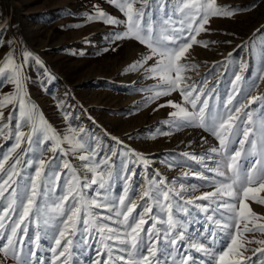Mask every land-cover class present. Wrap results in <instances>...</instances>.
I'll list each match as a JSON object with an SVG mask.
<instances>
[{"label": "rangeland", "instance_id": "rangeland-1", "mask_svg": "<svg viewBox=\"0 0 264 264\" xmlns=\"http://www.w3.org/2000/svg\"><path fill=\"white\" fill-rule=\"evenodd\" d=\"M179 2L180 0H147L143 4L137 3L135 7H143L155 22L171 17L172 24L169 27L179 28L181 14L176 11ZM217 3L233 10L235 14L231 18H211L206 25L209 31L201 32L197 37L199 41H207L208 47L196 44L189 50L187 63L194 67L186 71L185 76L190 77L187 81L189 84L195 83L199 87L206 81L209 89L214 87L215 99L210 100V104L219 108L220 103L227 99L226 94L233 92L236 75H240L242 79L238 82L240 94L236 96L233 105L236 101L242 103L250 90L253 94L264 96V80L259 79L264 74V0H217ZM94 5L112 17L125 19L123 13L110 4L109 0H0V40L3 41L0 58L15 49L16 59L19 61L20 53L27 50L44 65L41 67L33 60L25 67L26 98L37 106V111L43 114L59 134H66L69 125L77 129L83 128L82 135L97 153L95 161L111 156V178L105 189H100L98 184L90 183L93 173L85 167L88 162L80 161L79 153H73L66 144L63 147L68 149V155H62L58 151L55 160L52 159L53 153L43 152V145L40 149L25 152L24 160L30 163L27 167L19 166L23 177L18 178L20 185L34 177L41 158L51 161L52 168L59 165L62 175L55 182L52 173L48 172L49 165L46 164L45 172L54 182L47 185L41 183V188L47 186L52 191L49 195L37 197L30 219L21 225V228L27 227V235L23 236L21 259L26 258L32 264H52L53 253L50 249L55 247L54 237L58 228L62 227L60 222L63 219L52 208L55 203H59L58 197L66 191V182L72 176V173L63 169L64 161L70 162L75 170L79 189L85 198L115 205L112 211L104 208L91 209L94 214L91 218L96 219L98 224L120 229L123 233L124 226L116 223L122 217H116L115 212L119 209L118 198L124 195L127 188L128 198L138 205L133 216L138 218L145 207H151L152 212L145 216L147 223L142 235L147 240L150 229L151 235L158 238L157 247L162 251V245L167 243L164 234L168 228L165 222L167 212L161 207L164 202L162 199L160 204L155 199L142 200L140 194L146 186L153 192L156 189L166 191L171 187L174 191L170 193V202L173 205L174 219L179 222V226L169 235L186 231L205 243L206 247H212L214 241L205 240L210 222L206 220V214L195 207L196 204L208 202L194 198L214 190L215 184L224 179L209 171L220 159L218 154L211 153L209 149L219 147V143L203 128L178 126L182 122L170 115L176 109L168 106V102L183 105L179 93L173 92L152 99L154 93L163 91L166 85L150 78L144 69L129 70V66L141 59L147 50L138 41L111 38L116 33H123L126 30L125 24L109 25L102 20L89 21L87 16L95 12ZM9 41L12 42L11 45L8 44ZM254 84L256 87L251 88ZM13 91L14 86L10 83L0 88V94ZM58 102L64 105L63 111L57 107ZM251 109H256L253 115L258 116L260 112H264V101L251 105L248 110ZM3 111L7 118L11 106ZM65 113L69 114L67 121L64 119ZM113 137L122 143H117ZM13 144L14 140L0 137V156L7 153ZM231 147L237 148L239 145L232 144ZM134 153L143 155L148 161L147 165L137 160ZM201 157L213 159L201 160ZM252 159L255 157H249V160ZM242 163L247 162L242 160ZM129 169L135 172L130 179ZM100 171L107 173L109 169L101 165ZM161 179L164 184L157 183ZM148 181H152V184H148ZM17 191L22 192V189L18 188ZM98 192L105 195L98 196ZM160 195L162 197V192ZM188 200H193V203H187ZM20 202L26 201L21 197L18 203ZM249 204L253 211L264 215V205L253 201H249ZM178 206L187 211H181ZM67 207L68 204H65V208ZM108 216L112 219L105 218ZM81 218L83 219V213ZM18 219V215L12 214L11 219H6L5 223L11 226L12 221ZM217 235L223 237L224 234L218 231ZM253 237L264 238L259 232L245 233L246 239ZM72 238L76 242V248L69 264H94L97 259L103 262L108 258V249L103 247L105 244L111 247L114 258L119 255L127 258V253L120 251L125 245L107 239L102 242L100 234L91 224L80 223ZM83 240H87V243H82ZM247 247L255 248L258 245L251 244ZM189 251L196 257L197 264L201 261L211 264L210 257L204 253ZM29 252H34L35 256L27 255ZM157 258L164 264L161 252H158ZM7 264H16V261L9 259ZM57 264L60 262L57 261ZM109 264L122 262L110 261ZM167 264H173L172 257L167 258Z\"/></svg>", "mask_w": 264, "mask_h": 264}, {"label": "snow or ice", "instance_id": "snow-or-ice-1", "mask_svg": "<svg viewBox=\"0 0 264 264\" xmlns=\"http://www.w3.org/2000/svg\"><path fill=\"white\" fill-rule=\"evenodd\" d=\"M146 2L147 0H109L110 4L123 13L124 20L106 14L95 5L93 6L95 12L89 14L87 19L89 21L102 20L109 25L125 24L126 30L123 33L114 34L111 38L113 40L132 39L138 41L147 50L141 59L129 66V70L144 69L150 78L166 85L163 91H156L152 99L170 95L173 92L179 93L183 99V105L168 102V106L176 109L170 115L182 122L178 126L203 128L218 141L219 147H212L209 151L218 154L220 159L209 171L224 179L215 184L214 190L204 192L194 198L197 201L208 202L207 204H196L195 207L206 214V220L210 223L206 229L205 240L210 239L214 241V244L212 247H206L205 243L186 231H177L175 235H169L179 226V222L174 219L173 205L170 202V193L174 191L171 187L166 191L156 189L153 192L146 186L140 194L142 200L155 199L157 204H160L162 199L164 202L161 207L167 212L165 222L168 228L164 234V240L167 243L162 245V251L157 247L158 238L151 235L150 229L147 240L142 235L145 233L144 225L147 223L145 216L152 212L151 207H145L143 214H138V218L133 216L138 205L128 198L127 188H125L124 195L118 198L119 209L115 212L116 217H122L116 223L124 226L123 233L120 229L98 224L96 219L91 218L94 215L91 209L104 208L112 211L115 205L98 199L85 198L79 189V179L75 170L70 162L64 161L63 169L72 173V176L66 182V191L58 197L59 203H55L52 208L53 212L63 217L60 222L62 227L58 228L57 235L54 237L55 247L50 249L53 253L52 264H57V261L60 264H69L76 248V242L72 237H75L80 223L91 224L95 227L102 242L107 239L126 246L120 251L126 252L127 258L123 255L114 258L111 247L103 245L108 249V258L103 262L97 259L94 264H109L110 261H120L122 264H161V259L157 258L158 252H161L164 264H167L168 257H172L173 264H197L196 257L189 250L209 256L211 264H264V238H245V233L259 232L264 236V215L253 211L249 204V201H253L264 205V195H262L264 194V112L254 117L253 113L256 109L248 110L258 101H264V96L253 94L250 90L242 103L236 101L233 105L236 96L240 94L238 82L242 79L240 75H236L233 81V92L226 94L227 99L217 108L215 104H210V100L215 99L213 97L215 88L209 89L206 81L199 87L195 83L189 84L187 81L190 77L185 76L186 71L194 67L187 63L189 50L196 44L204 48L208 47L207 41H199L197 37L201 32L209 31L206 25L209 24L211 18H231L235 12L220 6L217 0H180L176 9L181 14L180 27L177 28L169 27L172 24L171 17L155 22L145 13L143 7H135L137 3ZM8 44L11 45L12 42L9 41ZM2 45L3 41L0 40V46ZM20 57L18 61L16 50L11 49L3 58H0V88L7 83L14 86L13 92L0 94V137L14 140L10 150L0 156V202H2L0 204V241H3L0 243V264H7L9 259L16 261V264H32L26 258L21 259L23 236L27 235V227L21 228V225L30 219L37 197L49 195L52 191L47 186L42 189L41 183L47 185L54 181L58 182L62 175L59 165L52 168L51 161L41 158L39 167L35 169L34 177H30L26 183L20 185L18 178L23 179V177L19 166L27 167L30 163L24 160L27 150L40 149L43 145V152L53 153L52 159L55 160V154L58 151L62 155H68V149H70L73 153H79L80 161L88 162L85 167L93 173L90 181L92 185L98 184L100 189H105L111 178V165L109 164L111 156L95 161L97 153L93 145L82 135L83 128L77 129L69 125L66 134H59L43 114L37 111V106L26 98L25 67L29 66L33 60L41 67L44 65L30 51H22ZM149 61L152 63L149 64ZM46 75L51 76L50 73ZM259 79L264 80V74ZM255 87V84L251 86V88ZM9 106H11V111L5 118L3 110ZM57 107L63 111L64 105L58 102ZM64 119L69 120L68 113L64 114ZM13 120H15L14 124ZM113 139L117 140V143H122L115 137ZM65 144L68 145V149L63 147ZM232 144H238L239 147L233 148ZM134 155L137 160L147 165L148 161L143 155L135 153ZM249 157H255V159L249 160ZM205 158L213 159V157H201L200 159ZM242 160L247 163H242ZM46 164L49 165L48 172L52 173L54 181L45 172ZM101 165L106 166L109 171L107 173L100 171ZM128 172V179L135 175L131 169ZM157 183L164 184L165 182L161 179ZM148 184H152V181H148ZM18 188H21L22 192H18ZM180 188L183 190V185ZM97 195L104 196L105 193L98 192ZM21 197L26 202L18 203ZM70 198L71 203H69ZM126 200H128L127 204ZM187 203L192 204L193 200H188ZM65 204H68L67 208ZM178 207L181 211H187L182 206ZM82 213L83 219L81 218ZM12 214L18 215L19 219L12 221L9 226L5 221L11 219ZM105 218L112 219L111 216ZM218 231L224 234L223 237L217 235ZM81 242L87 243V240ZM216 244H219V247H216ZM251 244L258 245V247H247ZM249 252L251 255H246ZM27 255L35 256V253L29 252ZM200 264L204 262L201 261Z\"/></svg>", "mask_w": 264, "mask_h": 264}, {"label": "bare ground", "instance_id": "bare-ground-1", "mask_svg": "<svg viewBox=\"0 0 264 264\" xmlns=\"http://www.w3.org/2000/svg\"><path fill=\"white\" fill-rule=\"evenodd\" d=\"M222 178V177H221Z\"/></svg>", "mask_w": 264, "mask_h": 264}]
</instances>
